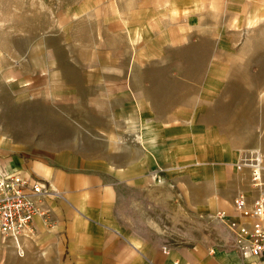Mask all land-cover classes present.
I'll list each match as a JSON object with an SVG mask.
<instances>
[{
    "label": "rangeland",
    "instance_id": "rangeland-1",
    "mask_svg": "<svg viewBox=\"0 0 264 264\" xmlns=\"http://www.w3.org/2000/svg\"><path fill=\"white\" fill-rule=\"evenodd\" d=\"M27 5L25 42L0 45V132L14 148L114 159L138 118L151 129L189 119L204 136V162L235 154L249 171L255 154L264 157V16L253 8L208 1L201 21L190 13L171 29L125 35L90 14L73 36L41 39L37 5ZM117 156L130 164L129 153Z\"/></svg>",
    "mask_w": 264,
    "mask_h": 264
},
{
    "label": "crops",
    "instance_id": "crops-1",
    "mask_svg": "<svg viewBox=\"0 0 264 264\" xmlns=\"http://www.w3.org/2000/svg\"><path fill=\"white\" fill-rule=\"evenodd\" d=\"M208 1L264 16V0H0V45L25 42L28 2L40 13L36 34L55 39L73 36L75 21L90 14L124 35L129 28L171 29L190 13L201 21ZM12 28L22 31L11 34ZM149 125L138 118L129 145L115 148L114 159L109 153L106 160L77 162L69 149L28 154L0 132V169L40 180L55 194L39 203L46 217H35L32 234L19 247L0 234V264H264L242 257L234 235L217 219L219 212L227 221L238 219L233 202L239 195L253 200L249 171L236 167L239 157L204 162V136L189 119ZM120 153H129L128 166L118 163Z\"/></svg>",
    "mask_w": 264,
    "mask_h": 264
},
{
    "label": "built area",
    "instance_id": "built-area-1",
    "mask_svg": "<svg viewBox=\"0 0 264 264\" xmlns=\"http://www.w3.org/2000/svg\"><path fill=\"white\" fill-rule=\"evenodd\" d=\"M249 181L254 197L251 202L242 194L235 198L238 219L227 221L225 212L217 218L234 235V247L242 257L264 261V157L260 154L249 164ZM54 195L40 180L0 169V234L19 247L22 238L32 234L35 217H46L39 203Z\"/></svg>",
    "mask_w": 264,
    "mask_h": 264
}]
</instances>
